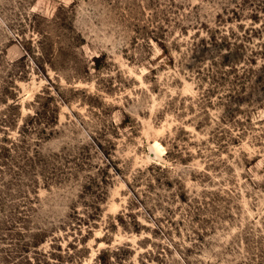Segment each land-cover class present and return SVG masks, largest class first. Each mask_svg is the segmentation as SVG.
<instances>
[{
	"label": "rangeland",
	"instance_id": "374dc122",
	"mask_svg": "<svg viewBox=\"0 0 264 264\" xmlns=\"http://www.w3.org/2000/svg\"><path fill=\"white\" fill-rule=\"evenodd\" d=\"M0 264H264V0H0Z\"/></svg>",
	"mask_w": 264,
	"mask_h": 264
}]
</instances>
